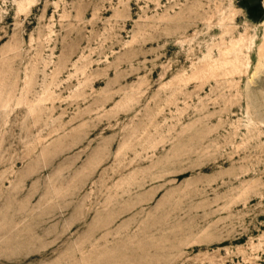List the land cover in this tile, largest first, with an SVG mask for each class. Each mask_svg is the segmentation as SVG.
Returning <instances> with one entry per match:
<instances>
[{"label":"rangeland","instance_id":"rangeland-1","mask_svg":"<svg viewBox=\"0 0 264 264\" xmlns=\"http://www.w3.org/2000/svg\"><path fill=\"white\" fill-rule=\"evenodd\" d=\"M0 0V264H264V0Z\"/></svg>","mask_w":264,"mask_h":264},{"label":"water","instance_id":"water-1","mask_svg":"<svg viewBox=\"0 0 264 264\" xmlns=\"http://www.w3.org/2000/svg\"><path fill=\"white\" fill-rule=\"evenodd\" d=\"M261 0H245V3L249 7L250 12H259L261 11Z\"/></svg>","mask_w":264,"mask_h":264}]
</instances>
